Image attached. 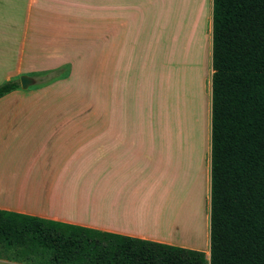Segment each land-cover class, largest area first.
I'll use <instances>...</instances> for the list:
<instances>
[{
  "label": "crops",
  "instance_id": "crops-1",
  "mask_svg": "<svg viewBox=\"0 0 264 264\" xmlns=\"http://www.w3.org/2000/svg\"><path fill=\"white\" fill-rule=\"evenodd\" d=\"M172 1L170 10L175 16L171 23H178L176 13L185 8L191 24L202 17L194 10L206 13L205 19L202 17L204 39H191L201 67L196 73L195 64L189 67L185 62L188 56L182 54L181 65L171 80V93L169 65L173 54L171 51L170 59L168 50L166 61L163 53L160 55L165 62L158 87L161 116H167V127L171 118L176 132L180 128L187 137L182 145L176 134L170 136V127H166L165 143L158 144L146 133L143 116L144 78L150 76L152 61L141 40H159L150 34V13L157 0H105L107 72L112 74V40H127L121 48L122 52L126 49V55L121 58L122 72L127 71L129 99L128 117L121 114L120 119H113L110 76L108 118L104 121L82 118L79 104L56 97L60 92L73 94L81 86L92 93V78L85 74L91 65L85 66L83 77L75 74L82 61L92 63V50L91 54L86 50V45L92 48V0H0V85L10 81L20 84L22 76L34 80L28 89L20 84L0 98V210L209 253L213 2L199 0L194 9L192 0ZM116 14H120L119 20ZM183 42L188 44V40ZM156 57L159 61L158 52ZM67 65L76 70L36 86ZM195 75L197 94L192 99L189 91ZM122 108L123 97L121 113ZM199 128L207 138L203 154L196 139ZM170 160L174 175L180 168V181L170 178ZM13 163L15 169L1 168ZM199 165L202 172L197 170ZM167 190L169 194L162 196ZM189 209L196 212L194 220ZM0 264L22 263L0 259Z\"/></svg>",
  "mask_w": 264,
  "mask_h": 264
},
{
  "label": "trees",
  "instance_id": "trees-1",
  "mask_svg": "<svg viewBox=\"0 0 264 264\" xmlns=\"http://www.w3.org/2000/svg\"><path fill=\"white\" fill-rule=\"evenodd\" d=\"M212 2L209 259L200 251L2 210L0 259L264 264V0ZM19 87L18 81L1 84L0 98Z\"/></svg>",
  "mask_w": 264,
  "mask_h": 264
},
{
  "label": "rangeland",
  "instance_id": "rangeland-1",
  "mask_svg": "<svg viewBox=\"0 0 264 264\" xmlns=\"http://www.w3.org/2000/svg\"><path fill=\"white\" fill-rule=\"evenodd\" d=\"M199 0L190 1L191 5H194V9L198 7ZM163 2V4H162ZM167 4V6H166ZM174 2L172 0H157V7L150 13L151 16V29L150 34L159 40H141L143 41V48L147 46V57L152 61L151 65V73L150 76L144 78V84L146 89L144 90V107H143V116L145 124L147 125V134L150 136H154V141H158L165 143V136H167V116H161V97H159L158 87L160 86V72H161V64H163L162 58L160 55L164 56V61L167 59V53L170 49L172 50L173 59L169 65L170 72L176 73L174 70L178 68L180 64V59H182L184 53L188 56L185 59V62L188 63L189 67H193V64L196 66V73L198 72L199 67H201V62L198 60L197 50L194 49V41L191 39L199 40L202 36L204 39V23L205 20H202V17L205 19V14L199 10L197 12L194 10V13L197 14L199 18L198 23L196 21L191 24V22H184L182 14L184 10L187 12V8L183 9L184 6H181L183 9L182 13H176L178 23H171L173 20V16L175 13H172L170 8H172ZM205 10L207 8L205 7ZM108 13L105 8V0H92V48L91 45H86L88 49L87 52L91 54L92 50V63H84L83 61L77 66V70H73L71 65H67L61 68L54 70L53 74L48 75V77L43 78L44 80H40L37 87H39L43 83H48L53 79H62L70 74L72 71H75V74L78 75L77 78L83 77L84 71L91 65V70L88 73H85L87 76L90 75L92 78V86L91 92L87 93L88 90L84 87H76L77 89L73 94H57L56 97L58 101L61 102H74L77 105H80L81 109V117L82 118H92L95 121H104L108 118V86H110V76H111V86H112V112L111 117L113 119H120L121 114H123L125 118L128 117V77L127 71L123 69L122 72V54L126 55V49L121 51L122 44L126 43L127 40H112V74L110 75V70L107 72V66L110 67V60L107 58V40H106V32H107V19ZM179 15L181 17L179 18ZM120 14H116L115 18L119 20ZM179 18V19H178ZM189 20V17H188ZM202 20L203 23L200 21ZM183 21V22H182ZM154 33V35H153ZM177 40L176 44L172 46L170 45L171 41ZM183 40H188V44L183 42ZM84 41V40H82ZM128 43V41H127ZM156 43H158V49H155ZM181 43V44H180ZM184 43V44H182ZM146 44V45H145ZM182 45V46H181ZM184 45V46H183ZM84 44L82 42V48ZM182 47V48H181ZM188 47V50L185 49ZM85 50V49H84ZM206 50H207V40H205L204 44V74L206 73L205 66V58H206ZM158 52L159 61L157 60L156 53ZM165 53V54H164ZM145 54V52H144ZM183 54V55H182ZM83 55V54H82ZM90 58V57H89ZM184 60V59H183ZM184 62V67L186 68V64ZM200 64V65H199ZM165 65V62L164 64ZM85 66H88L85 68ZM173 68V71H172ZM179 69V68H178ZM53 77V79H51ZM195 77V82L192 79V87L189 91L190 96H196V80L197 75ZM205 77V76H204ZM198 83V82H197ZM199 84V83H198ZM35 86V87H36ZM179 88V86H178ZM52 95V94H51ZM48 94L44 97L45 100L48 99ZM53 96V95H52ZM69 97L71 99H69ZM121 97H123V108L121 113ZM53 101H56L53 100ZM57 101V102H58ZM171 114V112H170ZM164 117V119L162 118ZM206 132V131H205ZM207 147V138L205 134L204 139V150L206 151ZM205 158H202V163ZM8 163V162H7ZM14 165H3L1 168H11L15 169ZM8 166V167H5ZM165 192V191H164ZM209 259V253L206 254Z\"/></svg>",
  "mask_w": 264,
  "mask_h": 264
},
{
  "label": "bare ground",
  "instance_id": "bare-ground-1",
  "mask_svg": "<svg viewBox=\"0 0 264 264\" xmlns=\"http://www.w3.org/2000/svg\"><path fill=\"white\" fill-rule=\"evenodd\" d=\"M182 17H183V21L185 20L184 22H187V21H188V14H187V12H186L185 10H184V12H183V14H182ZM183 21H182V22H183ZM197 23H198V19H197ZM174 42H175V43H174ZM176 42H177V40H175V41L172 40L171 43H170V45H171V44H176ZM171 51H172V50L170 49V59H172V57H171ZM163 59H164V56H163ZM169 74H170V75H169V76H170V77H169V78H170V79H169V80H170V81H169V84H170V93H171V92L173 91V85H172V82H171L172 77H173V73L169 72ZM171 121H172V119L170 118L169 126H168V127H170V128L167 127L168 130L170 129V130H169V131H170V136H174V134H176V136H177V140H178V144H181V145H182V141H185V139H186L187 137H185V135H184L183 132L180 130V128H178V130H177V132H176L175 124H174V122L171 123ZM171 125H172V127H171ZM198 130H199V131H196V133H198V134H196V137H197L196 139H199V147H198V148H199V153L202 152V154H203V141H204V137H203V135H202V130H201L200 128H199ZM197 141H198V140H196V142H197ZM170 144L172 145V142H170ZM195 147H196V144H195ZM187 148H189V147H187ZM195 149L197 150V148H195ZM171 150H172V149H171ZM188 150L190 151L191 149H188ZM188 150H187V151H188ZM196 152H197V151H196ZM202 154H201V155H202ZM189 156H190V154H189ZM202 156H203V155H202ZM202 156H201V157H202ZM194 157H195V156H194ZM170 158L172 159V153H171V157H170ZM189 158H190V157H189ZM196 168H197V166H196ZM197 170H198L199 172H202V169H201V166H200V165H199V168H197ZM197 170H196V171H197ZM180 172H181V171H180V168L177 167L176 175H174L173 162H172V160H170V178L175 177L176 179H178V180L180 181V178H181V174H180ZM200 184H201V183H200ZM184 187H185V185H184ZM184 187H183V189H184ZM199 187H200V185H199ZM177 188H178V186H177ZM200 188H201V187H200ZM183 189H182V190H183ZM200 191H201V190H200ZM166 194H169V191H168V190L165 191V192H162V193H161L162 196H165ZM174 194H175V193H174ZM180 194H181V193H180ZM187 194H188V193L186 192V194H184V195L187 196ZM182 195H183V194H182ZM200 195H202V194H200ZM185 198H186V197H185ZM152 203H153V202H152ZM154 203H155V202H154ZM154 203H153V204H154ZM187 203H188V202H187ZM189 203H190V202H189ZM199 203H200V202H199ZM153 204H151V205H153ZM157 204H158V203H157ZM169 204H170V203H169ZM169 204H168V205H169ZM195 204H198V201L195 202ZM198 205H199V204H198ZM198 205H197V206H198ZM158 206H159V205H158ZM160 206H161V205H160ZM187 206H188V205H187ZM191 206H194V207H195V205H193V204H192ZM199 206H200V205H199ZM155 207H156V205H155ZM194 207H192V208L194 209ZM152 208H153V206H152ZM159 208H160V207H159ZM159 208H158V209H159ZM161 208H162V207H161ZM163 208L166 209L167 206H166V207L164 206ZM163 208H162V209H163ZM168 208H169V207H168ZM168 208H167V210H168ZM192 208H191V209H192ZM203 208H204V207H203ZM184 209H186V208H184ZM193 209H192V210H193ZM195 209H196V208H195ZM160 210H161V209H160ZM169 210H172L171 207H170ZM169 210H168V211H169ZM173 210H174V209H173ZM173 210H172V211H173ZM187 210H188V209H187ZM189 210H190V209H189ZM192 210H190V211H188V212H191ZM158 211H159V210H158ZM158 211H157V212H158ZM161 211H162V212H160V213L162 214V213H163V210H161ZM164 211H165V210H164ZM172 211H171V215H172ZM150 212H151V211H150ZM157 212H156V213H157ZM165 212H166V211H165ZM158 213H159V212H158ZM169 213H170V212H169ZM169 213H167V214H169ZM195 213H196V212H193V211L190 213V214H191L190 216H191V219H192V220H194L195 217H196ZM173 214H175V213H173ZM158 215H159V214H158ZM169 215H170V214H169ZM171 215H170V216H171ZM173 216H174V215H173ZM190 216H187V217L190 218ZM202 217H203V216H202ZM163 218H164V216H163ZM167 218H168V216H167ZM169 219H171V222H172V218H169ZM155 220H156V218H155ZM198 220H199V219H198ZM158 223H159V222H158ZM166 223H167V222H166ZM167 225H168V224H167ZM170 227H171V225H170ZM172 227H173V226H172ZM167 229H168V226H167ZM168 231H170V230H168Z\"/></svg>",
  "mask_w": 264,
  "mask_h": 264
},
{
  "label": "water",
  "instance_id": "water-1",
  "mask_svg": "<svg viewBox=\"0 0 264 264\" xmlns=\"http://www.w3.org/2000/svg\"><path fill=\"white\" fill-rule=\"evenodd\" d=\"M20 84H21L22 89H28L34 84V80L29 78L28 76H22L20 78Z\"/></svg>",
  "mask_w": 264,
  "mask_h": 264
}]
</instances>
